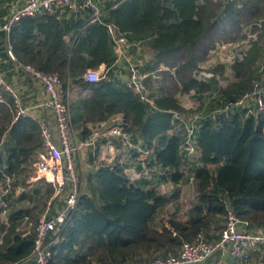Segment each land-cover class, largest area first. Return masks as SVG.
Returning a JSON list of instances; mask_svg holds the SVG:
<instances>
[{"label":"trees","instance_id":"obj_1","mask_svg":"<svg viewBox=\"0 0 264 264\" xmlns=\"http://www.w3.org/2000/svg\"><path fill=\"white\" fill-rule=\"evenodd\" d=\"M219 8L214 0H111L98 20L90 21L88 10L69 13L67 18L64 13L41 14L23 18L11 31L17 61L57 74L62 87L71 92L72 123L81 128L82 136L89 134L88 123L121 115L135 142L140 140L144 149L151 148L170 170L160 175L163 179L168 175L180 185L194 174L196 182V200L186 219L175 214L160 217L174 194H160L148 179L131 180L118 162L100 163L85 178L71 224L51 245L49 264H142L176 254L183 241L218 239L227 204L249 229L264 231V113L255 116L239 108L216 116L225 102L240 97L260 78L258 61L263 51L253 41L242 60L229 63L234 75L229 87H214V76L205 81L194 77L206 59L204 41H213L216 30L237 22L239 12L228 6L222 19ZM109 22L131 42L148 45L155 52L157 66L162 63L174 69V75L163 71L164 78L170 77L169 91L153 95V106L142 102L115 77L116 54L106 27ZM102 64L103 78H84L87 68L97 69ZM217 70L222 73V67ZM177 90H194L197 110L206 115L196 132L201 164L189 166L188 173L179 147L182 134L168 132L174 128L171 111L190 112L175 96ZM2 98L0 133L14 113L9 96L0 91ZM38 131V124L28 116L11 125L0 151V177L2 170L22 173L40 146ZM53 192L52 187H46L20 193L18 200L35 204L27 209L13 203L9 226L0 223V264L15 263L31 253L33 236H21L17 220L33 209L40 210L38 206Z\"/></svg>","mask_w":264,"mask_h":264},{"label":"built area","instance_id":"obj_2","mask_svg":"<svg viewBox=\"0 0 264 264\" xmlns=\"http://www.w3.org/2000/svg\"><path fill=\"white\" fill-rule=\"evenodd\" d=\"M228 1L237 2L238 0ZM82 10L90 12V21L100 19L103 12L99 0H22L21 5L13 9L11 14L0 24V30L9 35L25 17L58 13L77 14ZM106 27L116 54L114 65L119 63V60L120 62L126 61L128 77L122 79V83L142 102L153 106L154 97L145 82L146 74L136 61L129 58L128 53L130 45L140 41L131 42L126 33L120 31L113 22L107 23ZM262 29H264V18L248 23L241 34L235 38L236 40L231 42L229 49H226L223 61L231 63L235 60H242ZM12 48L13 46L9 42L8 53L14 58ZM19 65L29 71L34 81L44 91L45 97L42 104L48 108L51 120L38 121L40 146L30 156L22 173H10L2 170L0 223L5 228L10 224L9 216L13 209V199L10 195L16 191V184L22 183L20 182L21 178L24 179L21 185L22 192L31 193L34 188L44 189L46 185H51L54 192L43 203L36 220L30 219V213H24L17 220L16 230L21 236L32 234L33 248L28 256L12 263L49 264L52 256L51 245L62 237L67 226L71 224L81 194L82 178L79 173L77 156L82 147L94 148L98 139L103 137L101 151L107 152L108 150L112 156L116 155L118 162L123 165L125 173L132 180L143 177L151 178L152 184L156 186L159 193L168 196L174 191L177 184H174L168 175L165 179L160 176L170 173V170L162 166L151 148H141L140 140L135 142L132 133L124 128L125 123L122 116L109 119V123H107L108 121L101 122V125L98 126L100 128L92 129L86 138L77 139L69 109L68 92L62 87L60 77L54 73L35 70L20 62ZM258 70L260 78L253 81L249 90L237 99L225 102L223 108L216 111L227 112L241 108L255 116L263 114L264 48L258 61ZM104 76V65L97 69L87 68L84 73V78L89 81H98ZM212 76L211 68L204 65L199 66L194 72V77L197 80L205 81ZM0 91L9 96L15 118L27 116L29 107H22L18 90L5 79L1 68ZM188 94L195 96L194 90H190ZM0 100L4 101V98ZM195 101L199 104L198 99ZM191 104L184 106L190 112L171 111L174 119V128L171 130L182 134L179 147L183 154L185 171L193 164H201V149L198 145L196 132L200 121L206 116L202 111L197 110L198 106H191ZM137 164L140 168H136ZM194 179V174H191L188 181L192 182ZM247 225V222L241 220L232 207L227 204L218 239L207 241L199 237L192 242L183 241L176 254L155 257L142 264H204L208 260H212L211 264H226L227 258L236 261H249L254 256L258 260H262L264 258V231L249 229ZM2 235L3 232H0V242Z\"/></svg>","mask_w":264,"mask_h":264},{"label":"crops","instance_id":"obj_3","mask_svg":"<svg viewBox=\"0 0 264 264\" xmlns=\"http://www.w3.org/2000/svg\"><path fill=\"white\" fill-rule=\"evenodd\" d=\"M110 1L111 0H99V4L102 8L105 9V7L110 3ZM214 1L220 5V8H219L220 15L219 16L222 19H224L227 16V10L225 11V9L228 6H231V8H233L235 11L239 12V15H240V12H252L251 13V17H252V15L256 14L258 7H259L258 4L261 2L259 0H238L237 2H229L228 0H214ZM21 3H22V0H0V24L11 14L13 9L17 8L19 5H21ZM239 15L237 17L235 16V18L238 19ZM63 16L67 18L69 16V13H64ZM255 17H259V16L256 15ZM227 38L229 37H226L225 39ZM9 42L11 43L10 34L8 35L6 32L0 30V68L4 73L5 79L18 90L20 98H21L22 107H25V108L29 107L27 109V114H26L28 117L35 120L37 124H38V121L40 120H44V119L51 120L48 108L44 107V105L42 104L44 97H45L44 91L34 81L29 71H27L24 67L19 65V61H17V58L15 57V55H14V58L9 55L8 53V43ZM213 50L214 49L209 48L206 53H208V51L209 53H211V51ZM128 53H129V58H131L132 61H136L140 65L141 70L146 74V82L148 83L150 87H152L151 91L154 97L158 95H162L169 91V88H168L169 86L167 84H164V82L161 83V81L164 78L163 71L167 69V66H165L162 63L157 66V64L155 63V52L151 48H149L148 45H146L145 43H142V41L136 42L135 44L133 43L130 45L128 49ZM214 62H215V59L210 54L209 60L205 59L201 63L204 66L211 68L213 72V76H214V79H213V82L215 84L214 87L215 86H218V87L231 86L234 81V77H233L234 75L231 72L232 70H231L230 64L229 63L216 64V62L215 63ZM212 65L216 67L212 68L211 67ZM219 67H222V73L217 70ZM114 74H115V77L120 80L128 77L125 60H122L121 62L119 60V63H117L114 66ZM172 74L174 75V73ZM67 92H68V100H69V94H71V92L69 90H67ZM175 96L178 98L183 108H185L184 107L185 104L189 105L193 103L195 99L197 100L196 96L189 95L187 92H178V90L175 92ZM118 117H121V115L115 114L110 119L112 118L114 119ZM19 118L20 117L15 118V114L13 113L10 124H8L6 129L2 133H0V143H1L0 151L3 148L4 142L8 140L11 125L15 121H17ZM109 122L110 121H108L107 123ZM99 125L101 124L100 123H88L86 126L88 127L89 133H90L92 129L100 128L98 127ZM38 128H39V125H38ZM75 130H76L77 139H84L87 137V135L85 137L82 136L81 128H75ZM263 131H264V128H263ZM168 132L170 133L172 132V130L169 129ZM38 135H39L38 138L40 141L39 131H38ZM103 142H104V138L101 137L96 142V145L94 148H91V147L81 148L82 150H81V153H79L78 155V161L83 160V164H87V166L89 167L88 168L89 173L92 170H94L95 167H97L100 163H106L108 159L107 157L112 156L110 154V151L108 150L107 152L101 151ZM96 150H98V153H99L98 158L101 159L100 162L95 161L93 157ZM136 168H140V166L137 164ZM89 173H87L86 175H88ZM85 178L86 176H84V184L86 182ZM144 179L145 180L148 179L149 181L152 182L151 178H147V177L141 178L142 181ZM21 185L22 183L16 184L17 186L16 191L14 192L12 196L13 203L16 207L22 206L23 208L30 209V207H33L35 202L30 203L29 200L24 201V199H21V200L17 199L20 193L22 192ZM185 185H186V181L184 180L183 182L180 183V185H177L174 191H172V193L169 195L171 196L174 194L172 196V200L169 203V205L165 208V210L162 213H160V217H164L169 214H175V216H177L178 218L182 220L187 218L189 209L196 200V191L194 190V193H195L193 194L194 198L192 199V204L189 206V208L187 209L185 208V210H183L175 202L177 201V198L178 197L180 198L182 193L185 192L184 191ZM46 187H51V185H46ZM40 205H41V208H40L41 210L43 203ZM40 210L33 209L29 211L33 220H36V218L39 215ZM251 259L252 260H249V261H236V260H231L227 258L226 264H260L261 262H264V258L262 260H258L256 256ZM211 261L212 260H208L204 264H211Z\"/></svg>","mask_w":264,"mask_h":264},{"label":"rangeland","instance_id":"obj_4","mask_svg":"<svg viewBox=\"0 0 264 264\" xmlns=\"http://www.w3.org/2000/svg\"><path fill=\"white\" fill-rule=\"evenodd\" d=\"M259 1H261V2L258 4L259 7H258V10H257L255 15H252V17H251V13L252 12H240V15H239V18L237 19V22L228 23L226 25H223L224 29L216 30L215 31V35L212 36L213 41L211 39H206L204 41L203 48H208V49L212 48V49L215 50V51L214 50L211 51V53H209V51H208V53H206L207 55L205 54L206 59L209 60V57H210V54H211L212 57L215 59L216 64L227 63V62L223 61V59L225 58L224 57L225 56V51H226L227 48L229 49V45L231 44V42L236 40L235 38H237L238 35L241 34L243 28L248 23H250V21H252L254 19L264 18V0H259ZM256 15L259 16V17H255ZM238 20H239V22H238ZM226 37H229V38L225 39ZM254 41L258 42L260 51H263V48H264V29H262L260 32H258V38L255 39ZM201 65H203V64L200 63L199 66H201ZM211 67L214 68L216 66L212 65ZM165 71H170L171 74L174 73V72H172V71H174L173 68H168L167 67V69ZM159 79H161V78H159ZM169 81H170V77H166V78H163L161 83L164 82V84H167L169 86L170 85ZM193 105L194 106H198L199 104H198L197 101H195V104H193V103L191 104V106H193ZM0 123H3V121H0ZM140 147L142 148V144L141 143H140ZM81 150H80L79 153H81ZM139 153H142V151H139ZM136 154H138V153H136ZM93 157H94L95 161H97V162L99 161L100 162L101 159L98 158L99 157L98 150L95 151ZM107 158L108 159H107L106 163H111L112 164L113 162L114 163L118 162L116 155H114L113 157L109 156ZM78 164H79V166H78L79 167V173H80V176L82 178V187H83L84 186V176L87 177L86 174L89 173L88 172L89 171L88 170L89 167L87 166V164H83V160L78 161ZM195 183H196L195 179L192 182L188 181V179H187L186 185H185V190H184L185 192L182 193L180 198L179 197L177 198V201H175L178 204V206L180 208H182L183 210H185V208L186 209L189 208V206L192 204V199L194 198L193 194H195L194 193ZM38 207H39V209L41 208L40 205Z\"/></svg>","mask_w":264,"mask_h":264},{"label":"water","instance_id":"obj_5","mask_svg":"<svg viewBox=\"0 0 264 264\" xmlns=\"http://www.w3.org/2000/svg\"><path fill=\"white\" fill-rule=\"evenodd\" d=\"M226 115V112L225 111H220L216 114V116L218 117H222V116H225ZM260 264H264V262H261Z\"/></svg>","mask_w":264,"mask_h":264}]
</instances>
